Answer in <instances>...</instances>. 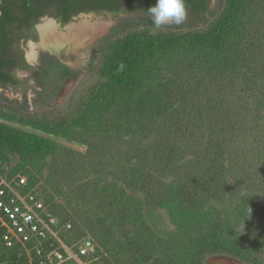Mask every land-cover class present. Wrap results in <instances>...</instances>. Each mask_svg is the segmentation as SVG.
Wrapping results in <instances>:
<instances>
[{"label":"trees","instance_id":"1","mask_svg":"<svg viewBox=\"0 0 264 264\" xmlns=\"http://www.w3.org/2000/svg\"><path fill=\"white\" fill-rule=\"evenodd\" d=\"M28 1L32 11L40 0ZM154 3L131 0L125 12L138 4L150 25ZM261 4L222 0L205 19L209 0H185L187 17L202 28L148 26L107 38L96 70L51 113L25 114V100L10 118L0 112L97 150L82 156L0 122V168L16 158L9 171L26 175L28 189L47 171L52 193L43 201L60 224L71 221L66 243L91 237L104 264H264V68L254 66L264 53L252 42L257 29L248 31L258 19H247ZM48 60L54 75L76 80ZM155 210L167 215L170 233L148 225L145 212Z\"/></svg>","mask_w":264,"mask_h":264},{"label":"rangeland","instance_id":"2","mask_svg":"<svg viewBox=\"0 0 264 264\" xmlns=\"http://www.w3.org/2000/svg\"><path fill=\"white\" fill-rule=\"evenodd\" d=\"M221 4H222V0H209L208 12L206 13L205 19H212L214 13L219 11ZM131 6L134 10L132 13L122 11L119 12L118 14L113 13L111 16L100 15L98 18L106 19V21L111 23L107 33L102 35L101 38L99 37L98 39H96L94 43L90 45L88 48H83L78 50L74 54H70L67 60H65L64 58H60L74 65L73 70L69 69V73L71 75H76L78 73L76 75L77 76L76 80L72 76L61 79L49 72V74H46V81L44 82V88L46 89V93L48 94V96L44 98H39L33 93L27 92L25 97L27 109L24 110L23 113L30 114L37 112L39 115L48 114L51 113L62 102H64L70 96V94H72V91L74 90L76 84L80 81L84 73L93 72L96 70L97 66L100 63L99 49L102 47V43L104 42L103 39L115 38L123 34L124 32H127L128 30L141 29L143 27H148V26L149 27L151 26L150 28H152L153 30H159V31L169 30V29L173 30V28L174 30L176 28L180 30H185L188 28L199 29L203 27V23L197 21V19H192L186 16L185 21L180 25H166L157 28L154 26L152 18L150 16L146 18V19H151V23H149L150 25L144 24V22L140 20L144 18H142V11L138 6V4H133ZM87 16L89 17L90 15ZM248 16L247 19H258L256 22H254V25L250 29L248 28V31L250 36L251 35L254 36V33H256V29H257V33L255 34V39L253 38L252 42H254V40H258L262 42V44L259 45V47H262L260 52L264 53V4L257 6L256 9H254V11L250 13ZM34 44L35 45L38 44L37 47L39 48L40 41L39 42L37 41ZM244 45H246V43H244ZM34 48L35 47L31 43H28L25 56L27 55L28 57L30 52H34ZM36 51L38 50L36 49ZM181 64H182L181 62H178V65ZM254 66L258 67L257 70L264 68V60H262L261 62L259 61ZM22 103H23V98L20 95L13 94L10 91L0 92V112L4 114L6 117L8 118L12 117L13 115L12 112H15V110H17V107H19ZM0 122L15 129L52 140L58 145L70 151L76 152L82 156H87V155L95 156V153L97 152L95 148H90L89 146L75 144L72 142H66L61 138H56L46 135L40 131L34 130L30 127L21 124L14 123L10 120L6 121L0 119ZM17 162L18 161L16 158L9 157L8 161L5 164H3L2 169L11 171V169L17 164ZM46 176H47L46 170L43 172V175L35 176L36 181L32 187L37 194L43 197L44 200L46 199L47 194L50 195V193H52L50 189V185L47 184L46 181H44ZM25 177L27 178L26 175ZM62 199L63 197L55 198L53 202L60 203L61 201H63ZM145 218L148 225L152 227L159 235H166L173 230V227L169 223L167 215L163 210H155L152 212L146 211ZM68 222L71 221L69 220ZM206 264H238V263L226 258H217L210 260Z\"/></svg>","mask_w":264,"mask_h":264},{"label":"flooded vegetation","instance_id":"3","mask_svg":"<svg viewBox=\"0 0 264 264\" xmlns=\"http://www.w3.org/2000/svg\"><path fill=\"white\" fill-rule=\"evenodd\" d=\"M29 4V1L26 3V0H3L0 4V92L10 91L20 95L23 101L27 92L37 96L38 93L46 91L44 88L46 74L49 72L54 74L51 69L46 67L48 59L59 63L68 70H73L74 65L65 60L70 54L80 50L71 51L66 47L61 51H55L44 48L41 45L40 33V28L44 24L52 23L58 33H64L67 27L86 19L91 22L108 23L109 29L111 23L98 17L100 15L111 16L113 13L118 14L125 11L131 4V0H79L65 8H59L55 2L40 0L34 3L32 11L24 8V6L30 7ZM95 7H99V9L90 10ZM24 16L29 19L27 23L23 22ZM18 23L22 24L21 27L18 26ZM37 41H40L39 48L38 44H34ZM28 43H31L35 48L34 52H30L27 57L25 52ZM42 66L45 67L42 69Z\"/></svg>","mask_w":264,"mask_h":264},{"label":"built area","instance_id":"4","mask_svg":"<svg viewBox=\"0 0 264 264\" xmlns=\"http://www.w3.org/2000/svg\"><path fill=\"white\" fill-rule=\"evenodd\" d=\"M27 178L0 168V264H104L89 236L66 243L70 223L60 224Z\"/></svg>","mask_w":264,"mask_h":264},{"label":"bare ground","instance_id":"5","mask_svg":"<svg viewBox=\"0 0 264 264\" xmlns=\"http://www.w3.org/2000/svg\"><path fill=\"white\" fill-rule=\"evenodd\" d=\"M108 26V23L83 19L67 27L64 33H58L52 23H46L40 28L41 45L55 51H61L66 47L71 51L87 48L107 32Z\"/></svg>","mask_w":264,"mask_h":264},{"label":"clouds","instance_id":"6","mask_svg":"<svg viewBox=\"0 0 264 264\" xmlns=\"http://www.w3.org/2000/svg\"><path fill=\"white\" fill-rule=\"evenodd\" d=\"M146 11L157 28L166 25H180L187 16L185 0H155V3Z\"/></svg>","mask_w":264,"mask_h":264},{"label":"water","instance_id":"7","mask_svg":"<svg viewBox=\"0 0 264 264\" xmlns=\"http://www.w3.org/2000/svg\"><path fill=\"white\" fill-rule=\"evenodd\" d=\"M3 0H0V4L2 3Z\"/></svg>","mask_w":264,"mask_h":264}]
</instances>
